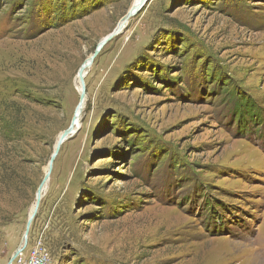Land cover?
Here are the masks:
<instances>
[{
	"label": "rangeland",
	"instance_id": "rangeland-1",
	"mask_svg": "<svg viewBox=\"0 0 264 264\" xmlns=\"http://www.w3.org/2000/svg\"><path fill=\"white\" fill-rule=\"evenodd\" d=\"M135 1L0 0V264L73 122L79 71L115 30L83 71L80 127L25 251L41 243L50 264H264V0H148L117 30ZM253 106L261 126L242 128Z\"/></svg>",
	"mask_w": 264,
	"mask_h": 264
},
{
	"label": "water",
	"instance_id": "water-1",
	"mask_svg": "<svg viewBox=\"0 0 264 264\" xmlns=\"http://www.w3.org/2000/svg\"><path fill=\"white\" fill-rule=\"evenodd\" d=\"M148 0H141L140 3L136 6V4L133 5V7L131 8L132 10L129 11V13L123 18L122 21H127L130 17L134 16L139 10L140 8L147 2ZM136 7L137 10H136ZM116 34V30L112 32V34H110L109 36H107L106 38H104L101 42H100V45H99V48L96 50V52L94 53V55L90 58V64L92 62V60L94 59V57L96 56V54L98 53V51L103 47V45L113 36ZM84 65L81 67L80 71H79V79H80V83H81V96H80V102L78 104V107L76 109V113H75V116H74V119H73V122L71 124V126L66 129L64 131V133L60 136L58 142H57V146H56V149H55V152L53 153L52 157H51V160L49 162V169H48V172L45 174V177L43 179V181L41 182L38 190H37V197H36V206L34 208V211L32 212V214L30 215L28 221H27V225H26V230H25V233H24V243L14 252V254L12 255V257L10 258L8 264H12L15 260V258L20 255L27 247L28 245V236H29V232H30V228H31V225H32V222L33 220L35 219V216L38 212V208H39V205H40V202H41V199H42V193L44 192V187L47 183V181L49 180L50 178V174H51V171H52V168H53V165H54V160L58 154V152L60 151V148L62 146V144L64 143L65 140H67L68 138L72 137L76 131L73 129L74 126H75V122H76V118L78 116V113L77 112H80V110L82 109L83 107V102H84V99H85V81H84Z\"/></svg>",
	"mask_w": 264,
	"mask_h": 264
},
{
	"label": "built area",
	"instance_id": "built-area-1",
	"mask_svg": "<svg viewBox=\"0 0 264 264\" xmlns=\"http://www.w3.org/2000/svg\"><path fill=\"white\" fill-rule=\"evenodd\" d=\"M24 251L15 258L12 264H50V255L41 243Z\"/></svg>",
	"mask_w": 264,
	"mask_h": 264
},
{
	"label": "trees",
	"instance_id": "trees-1",
	"mask_svg": "<svg viewBox=\"0 0 264 264\" xmlns=\"http://www.w3.org/2000/svg\"><path fill=\"white\" fill-rule=\"evenodd\" d=\"M243 101L246 99V100H248L249 99V96H244L243 98ZM254 107V106H253ZM238 108H240V107H238ZM252 111V112H251ZM258 111V109L257 108H251V109H249L248 110V112H251V114H253V115H251V117H250V119H249V121H250V123H247V124H245V119H243L242 120V122L241 123H239L240 124V126L242 127V128H248L249 130L252 128L251 127V125L252 124H256L257 126L256 127H258V128H260V126H261V124H259V123H257L258 121H260V116H258L259 114L258 113H256ZM255 114V115H254ZM244 118V117H243ZM252 123V124H251ZM247 131V130H246Z\"/></svg>",
	"mask_w": 264,
	"mask_h": 264
},
{
	"label": "bare ground",
	"instance_id": "bare-ground-1",
	"mask_svg": "<svg viewBox=\"0 0 264 264\" xmlns=\"http://www.w3.org/2000/svg\"><path fill=\"white\" fill-rule=\"evenodd\" d=\"M140 1L141 0H136L135 1V3L134 4H136V6L140 3ZM137 8L138 7H136V10H137ZM132 10V9H131ZM131 12V11H130ZM129 20V19H128ZM127 22L128 21H126V22H124V21H121V25L119 26V28L117 29V30H120V29H122V28H124V26L127 24ZM90 64V60H89V62L87 63V64H84V69L88 66ZM88 69V68H87ZM84 73H85V70H84ZM84 76H85V74H84ZM78 113V112H77ZM78 127H80V124H79V121L78 120H76V130H77V128ZM75 128V127H74ZM73 128V129H74ZM75 130V129H74ZM75 130V131H76ZM57 146V145H56ZM56 149V148H55ZM55 152V151H54ZM48 169H49V165H48ZM48 172V171H47ZM37 195V194H36ZM37 197V196H36ZM35 206H36V202H35V205H34V207L33 208H35ZM34 211V209H32V212ZM32 212H31V214H32ZM24 236V235H23ZM23 243H24V237H23Z\"/></svg>",
	"mask_w": 264,
	"mask_h": 264
}]
</instances>
